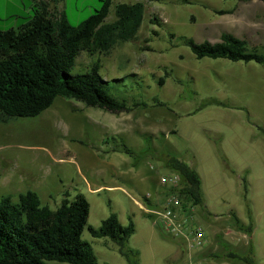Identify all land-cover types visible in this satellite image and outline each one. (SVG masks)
Returning <instances> with one entry per match:
<instances>
[{
	"label": "rangeland",
	"instance_id": "1",
	"mask_svg": "<svg viewBox=\"0 0 264 264\" xmlns=\"http://www.w3.org/2000/svg\"><path fill=\"white\" fill-rule=\"evenodd\" d=\"M188 1L113 0L108 24L117 5L145 4L139 33L110 56L83 54L72 74H85L99 62L100 75L114 82L110 92L116 99L148 107L115 115L58 98L37 118L0 124V200L19 204L21 195L35 192L43 206L57 210L82 194L91 207L89 226L99 229L112 214L124 227L134 223L126 249L139 253V264H180L181 243L127 195L160 206L170 191L160 178L172 173L164 160L175 156L202 180L205 205L196 211L209 237L203 257L243 264L229 255L247 256L253 246L256 264H264V67L199 61L180 45L181 39L216 44L229 33L264 55V2ZM32 3L0 0V30L25 25L34 16ZM66 3L73 27L101 8L100 0ZM211 101L223 106L205 107ZM233 214L246 228L251 215L252 235L236 227ZM83 239L99 264H129L110 240L95 239L88 230Z\"/></svg>",
	"mask_w": 264,
	"mask_h": 264
},
{
	"label": "trees",
	"instance_id": "2",
	"mask_svg": "<svg viewBox=\"0 0 264 264\" xmlns=\"http://www.w3.org/2000/svg\"><path fill=\"white\" fill-rule=\"evenodd\" d=\"M62 1L51 0L55 6ZM100 2L101 8L78 27L71 26L64 15L54 16L46 3H39L34 8L33 18L21 28L0 30V124L18 118H37L58 98L74 100L88 108L115 115L148 107L147 104L135 102L131 105L129 101L116 99L110 92L114 82L103 79L99 62L89 65L85 74H72L77 59L83 54L90 58L110 56L117 47L134 41L141 29L145 13L143 2L117 5L115 21L109 24L106 20L113 0ZM181 3L190 4L188 0H181ZM180 42L199 61L222 60L264 67V55L252 50L247 41L229 33H223L216 44H198L193 39H181ZM163 83L161 81L160 85ZM159 106L164 107L162 103ZM208 106L223 105L211 101L205 107ZM124 153L134 154L126 147ZM164 162L172 173L181 177L178 194L183 208L204 207L200 175L175 156H167ZM90 213V203L82 194L73 201H64L57 210L43 206L35 192L21 195L19 204H13L9 197L2 198L0 264H99L91 244L83 239L86 230L93 238L107 239L118 246L120 255L129 264H139V253L126 249L136 232L134 223L130 221L124 227L118 216L112 214L99 229H95L89 226ZM232 216L236 227L247 235L253 234L251 215L247 228L237 215ZM253 255L251 246L249 255L230 254L229 257L243 264H256Z\"/></svg>",
	"mask_w": 264,
	"mask_h": 264
},
{
	"label": "built area",
	"instance_id": "3",
	"mask_svg": "<svg viewBox=\"0 0 264 264\" xmlns=\"http://www.w3.org/2000/svg\"><path fill=\"white\" fill-rule=\"evenodd\" d=\"M160 185L170 190L160 206H149L127 195L153 220L154 225L181 243L183 259L180 264H216L203 257L209 237L196 208H183L178 194L182 186L181 177L176 173L163 175ZM147 198L150 200V196Z\"/></svg>",
	"mask_w": 264,
	"mask_h": 264
},
{
	"label": "crops",
	"instance_id": "4",
	"mask_svg": "<svg viewBox=\"0 0 264 264\" xmlns=\"http://www.w3.org/2000/svg\"><path fill=\"white\" fill-rule=\"evenodd\" d=\"M31 2H33L31 4L32 9H34L39 3H46L48 6H50L51 12H52V14H54V16H56L57 14H60V15H64L67 18V16H66V7H67L66 0L60 2L57 6L53 5L51 0H31ZM112 189L116 190V189H118V187L112 188ZM99 191L100 190H92L93 193H97Z\"/></svg>",
	"mask_w": 264,
	"mask_h": 264
}]
</instances>
